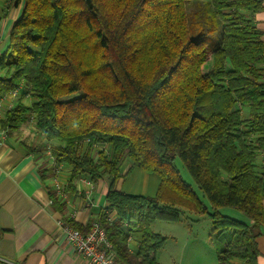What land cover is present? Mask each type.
<instances>
[{
	"label": "trees",
	"instance_id": "16d2710c",
	"mask_svg": "<svg viewBox=\"0 0 264 264\" xmlns=\"http://www.w3.org/2000/svg\"><path fill=\"white\" fill-rule=\"evenodd\" d=\"M15 1L22 9L0 56V97L25 91L0 126L14 132L31 122L41 140L21 144L42 160L44 179L45 151L69 171L64 190L82 178L109 181L106 207L94 219L65 221L82 233L98 221L119 264H158L167 238L151 225L189 212L211 221L217 264H258L264 43L253 16L264 0H200L196 38L188 29L191 0ZM176 156L211 211L181 177ZM127 163L128 171L158 176L154 196L117 189Z\"/></svg>",
	"mask_w": 264,
	"mask_h": 264
},
{
	"label": "crops",
	"instance_id": "0c3cea01",
	"mask_svg": "<svg viewBox=\"0 0 264 264\" xmlns=\"http://www.w3.org/2000/svg\"><path fill=\"white\" fill-rule=\"evenodd\" d=\"M21 9L22 3L0 0V56L7 48L10 28L19 17ZM253 22L263 32L261 40L264 43V2L263 9L254 14ZM3 75L4 70H0V77ZM23 91L25 87L20 86L16 92L0 97V122L4 113L16 104ZM34 135L37 136L38 133L31 122L14 132L0 126V264H88L65 242L57 222L71 218L86 226L97 216L98 209L106 207L105 193L109 181L103 177L96 184H91L88 179L82 178L76 181L75 190L68 192L64 188L69 171L60 167L58 180L64 190V196L61 197L54 190V176L50 166L48 165L49 170L44 179L41 173L42 160L37 157V153L27 154L21 144L23 141L28 145L32 144ZM37 137L39 139V135ZM258 164L264 176V152L259 155ZM129 166V163L124 166L122 174L126 173ZM123 184L124 179H121L117 189L129 193L123 190ZM53 196L57 198L58 204H52ZM262 207L264 213V199ZM191 214L184 212L175 223L180 226L182 234L189 232V223L199 222L204 217H194ZM156 224L153 223L150 227L154 233L165 236L171 242L177 240L176 234H166L160 230L167 228L173 231L177 227L158 225L161 226L158 230ZM248 224H251L250 221ZM261 231L263 234L256 238L258 264H264V224ZM136 237L134 235L129 242L132 250L137 245ZM171 246L166 249L165 244L158 252V264H182L186 249L180 250L176 249V245ZM211 251L215 254V249ZM171 252L175 253L174 257L169 255ZM198 258L194 250H191L186 261L193 264ZM206 260H209V254ZM206 264H215V260L210 259Z\"/></svg>",
	"mask_w": 264,
	"mask_h": 264
},
{
	"label": "rangeland",
	"instance_id": "374dc122",
	"mask_svg": "<svg viewBox=\"0 0 264 264\" xmlns=\"http://www.w3.org/2000/svg\"><path fill=\"white\" fill-rule=\"evenodd\" d=\"M187 5L188 6L194 5V8L191 7L192 9L187 10L188 12L187 15H188V29L190 36L196 38L198 35H200L199 29L201 27V24L198 18L195 17L194 15L195 13L202 11V8L195 9V7H197V5L202 6V3L200 0H191L187 2ZM205 37L212 46H216L217 43L215 42L214 37H211L209 35H205ZM245 113L246 111L243 110V114ZM37 136L34 135L32 137L31 140L32 144H37L38 141L41 140V139L39 140ZM175 165L178 171L180 172V175L183 178V180L189 185H191V187L199 196V198L206 204L208 209L211 211V207L207 199L205 198L203 193L197 188L196 184L194 183L193 179L191 178L190 174L188 173L187 169L184 167L178 156H176L175 158ZM128 169L129 167L127 168L126 173L124 174L125 176L123 178L124 179L123 190L129 192V194H134V195H142L147 197L154 196L159 184L158 176L137 168H132L129 171ZM218 211L223 216H227L229 218L236 219L244 223L249 222L246 216H244L241 212L233 208H220L218 209ZM191 215H194L195 217V214H191ZM154 223H157L156 225L158 230L159 228H161V226L158 225H162V227H166V225H168L169 227H177L173 231L167 228L165 229L162 228L160 230H162L164 233L166 232V234L171 233V234H176V237L178 236L177 240H174L175 242L173 240L172 242L171 240H166V249L171 248L172 247L171 245H173V247L176 245L177 247L176 249H180V250L186 249L184 252V261L182 262V264H191L190 262L186 261L188 252H190L191 250L192 251L194 250L195 254L199 256L196 262L193 261V264H206L210 262V259L215 260L214 251H211V249H215V243L213 241V235H212L213 227L211 221L206 216L201 218L199 222L189 223L191 224V227L189 228L190 233L186 232L183 234H182L183 231L181 232L179 230L180 226L173 222L157 220ZM202 251L203 253H201ZM174 254L173 252L169 253V255H172V257H174ZM208 254H209V260L207 261L206 259L208 258ZM215 264H217L216 260H215Z\"/></svg>",
	"mask_w": 264,
	"mask_h": 264
},
{
	"label": "built area",
	"instance_id": "2783aa9c",
	"mask_svg": "<svg viewBox=\"0 0 264 264\" xmlns=\"http://www.w3.org/2000/svg\"><path fill=\"white\" fill-rule=\"evenodd\" d=\"M105 151L106 148L100 147ZM48 157V165L50 166L53 178V186L55 192L61 197L64 196L63 186L58 180L59 171L55 167L50 153L45 151ZM57 226L64 236L65 242L73 249L78 255L82 256L88 264H117L112 244L109 242L104 229L98 221L94 220L88 230L82 233L72 228L66 221L60 220Z\"/></svg>",
	"mask_w": 264,
	"mask_h": 264
}]
</instances>
